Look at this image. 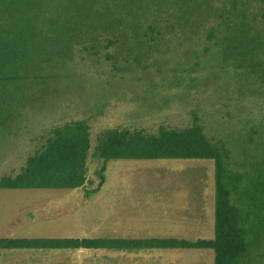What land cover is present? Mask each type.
Listing matches in <instances>:
<instances>
[{"label":"rangeland","instance_id":"374dc122","mask_svg":"<svg viewBox=\"0 0 264 264\" xmlns=\"http://www.w3.org/2000/svg\"><path fill=\"white\" fill-rule=\"evenodd\" d=\"M198 39L181 46L170 43V51L139 61L134 59L136 54L117 53L114 69L102 56L87 54L82 45L72 60L55 68L58 71L38 72L39 84H35L34 73L25 84L14 83L11 90L0 88L9 96L11 92L16 96L17 91V98L22 94L19 114L0 126V177L20 172L27 156L43 143L40 137L46 130L85 118H90L88 177L94 179L87 190L98 183L94 171L104 163L91 153L97 134L105 128L155 133L160 126L186 127L197 115L209 137L220 134L222 121H234L237 127L254 132L262 130L264 61L244 82L249 94L240 96L236 88L240 69L221 66L214 46L207 55L195 57L210 44ZM108 51L115 54L116 48ZM197 61L201 63L191 70ZM99 106L102 113H97ZM249 134L251 141L258 138ZM105 165L104 182L90 196L84 188L0 189V237H176L188 241L213 237L212 159H111ZM29 260L47 264H214V252L48 249L40 254L26 251Z\"/></svg>","mask_w":264,"mask_h":264},{"label":"trees","instance_id":"16d2710c","mask_svg":"<svg viewBox=\"0 0 264 264\" xmlns=\"http://www.w3.org/2000/svg\"><path fill=\"white\" fill-rule=\"evenodd\" d=\"M199 37L210 44L195 57L207 55L214 46L221 66L240 69L236 88L247 96L244 82L264 61V0H0V88L25 84L34 73L39 84L38 72L58 71L82 45L114 69L117 53L136 54L139 61L170 51V43L181 46ZM111 47L115 54L108 51ZM17 97L18 91L16 96L0 92V126L19 114L22 94ZM196 116L186 127L160 126L155 133L124 127L101 130L91 156L104 163L94 171L98 183L92 190L86 189L94 183L88 177L90 118L56 125L41 135L43 143L27 156L20 172L0 177V189L84 188L90 196L102 186L105 162L111 159H212V238L0 237V250L211 249L214 264H264V126L254 132L222 121L221 136L209 137ZM227 129L229 134H223ZM249 133L258 138L251 141Z\"/></svg>","mask_w":264,"mask_h":264},{"label":"crops","instance_id":"0c3cea01","mask_svg":"<svg viewBox=\"0 0 264 264\" xmlns=\"http://www.w3.org/2000/svg\"><path fill=\"white\" fill-rule=\"evenodd\" d=\"M1 238H18V237H1ZM48 249L45 248H15L0 250V264H47L45 261H26V251H33L35 253H44ZM22 254V255H16ZM41 259L40 255L38 260Z\"/></svg>","mask_w":264,"mask_h":264}]
</instances>
